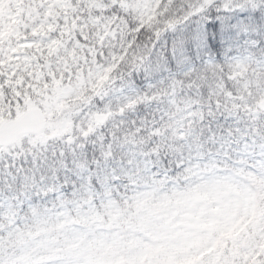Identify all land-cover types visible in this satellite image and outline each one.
I'll return each instance as SVG.
<instances>
[{"label": "snow or ice", "instance_id": "obj_1", "mask_svg": "<svg viewBox=\"0 0 264 264\" xmlns=\"http://www.w3.org/2000/svg\"><path fill=\"white\" fill-rule=\"evenodd\" d=\"M0 264H264V0H0Z\"/></svg>", "mask_w": 264, "mask_h": 264}]
</instances>
